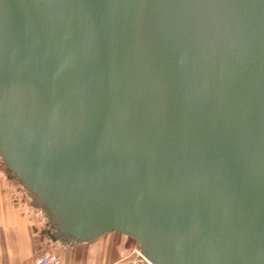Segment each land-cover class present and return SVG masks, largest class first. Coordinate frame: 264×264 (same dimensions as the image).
<instances>
[{"label": "water", "instance_id": "water-1", "mask_svg": "<svg viewBox=\"0 0 264 264\" xmlns=\"http://www.w3.org/2000/svg\"><path fill=\"white\" fill-rule=\"evenodd\" d=\"M0 158L61 243L264 264V0H0Z\"/></svg>", "mask_w": 264, "mask_h": 264}, {"label": "crops", "instance_id": "crops-1", "mask_svg": "<svg viewBox=\"0 0 264 264\" xmlns=\"http://www.w3.org/2000/svg\"><path fill=\"white\" fill-rule=\"evenodd\" d=\"M16 182L7 172H0V264H26L43 252V244L48 241L61 246L62 264H104L109 249L105 239L117 233H106L85 243H61L44 212L35 207L31 195ZM116 253L121 256V249L112 244L113 260Z\"/></svg>", "mask_w": 264, "mask_h": 264}, {"label": "rangeland", "instance_id": "rangeland-1", "mask_svg": "<svg viewBox=\"0 0 264 264\" xmlns=\"http://www.w3.org/2000/svg\"><path fill=\"white\" fill-rule=\"evenodd\" d=\"M0 172H7L6 168L4 167L3 161L0 158ZM10 175V174H8ZM11 176V175H10ZM13 178V176H11ZM14 179V178H13ZM16 181V180H15ZM18 183V182H16ZM118 234V233H117ZM117 234H114V236H111L110 234L107 235V241L105 239V242L108 249V259L104 262V264H147V262L144 261L143 258H141V254L138 251V244L131 238L125 237L121 238L117 236ZM112 244L117 245L121 249V256L118 257L119 254H115L116 259L113 260V257L110 256V247ZM60 245L59 243L52 244L51 241L45 242L43 244V252H56L59 259L60 264H62L61 257H60ZM86 249L89 247L84 246ZM40 253V254H42ZM39 255V254H38ZM124 255V256H123ZM114 256V255H113Z\"/></svg>", "mask_w": 264, "mask_h": 264}, {"label": "built area", "instance_id": "built-area-1", "mask_svg": "<svg viewBox=\"0 0 264 264\" xmlns=\"http://www.w3.org/2000/svg\"><path fill=\"white\" fill-rule=\"evenodd\" d=\"M26 264H60V259L56 252H46L36 255Z\"/></svg>", "mask_w": 264, "mask_h": 264}, {"label": "bare ground", "instance_id": "bare-ground-1", "mask_svg": "<svg viewBox=\"0 0 264 264\" xmlns=\"http://www.w3.org/2000/svg\"><path fill=\"white\" fill-rule=\"evenodd\" d=\"M139 248V247H138ZM138 251H139V249H138ZM139 253H140V251H139ZM141 258H143L144 259V261L145 262H147V264H151V263H149L142 255H141Z\"/></svg>", "mask_w": 264, "mask_h": 264}]
</instances>
